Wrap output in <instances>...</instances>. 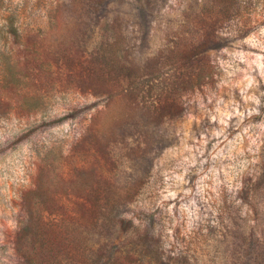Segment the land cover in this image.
<instances>
[{
    "label": "rangeland",
    "instance_id": "rangeland-1",
    "mask_svg": "<svg viewBox=\"0 0 264 264\" xmlns=\"http://www.w3.org/2000/svg\"><path fill=\"white\" fill-rule=\"evenodd\" d=\"M115 215L161 264L264 246V0H0V264H77Z\"/></svg>",
    "mask_w": 264,
    "mask_h": 264
},
{
    "label": "trees",
    "instance_id": "trees-1",
    "mask_svg": "<svg viewBox=\"0 0 264 264\" xmlns=\"http://www.w3.org/2000/svg\"><path fill=\"white\" fill-rule=\"evenodd\" d=\"M12 44L15 46H18V44L15 42H13ZM23 49L24 50L21 51L22 53H24L26 50L25 48ZM11 50L12 49L9 48L8 53H11ZM191 51H190V54L188 51L186 52L187 56L186 55L183 57L179 56L177 59L175 58L174 61L177 62L183 58L189 61L194 59V56H192L193 53H191ZM1 54L5 55L4 50L3 52H1ZM14 68H15V63H13L12 66H9L6 68V72L9 74V77H10V82H8V84H11L12 87H14L18 82V78L16 77L17 72L16 71L14 72ZM198 77H199L198 74H196L194 78H198ZM118 205H119L118 203H109V207H117V210H118ZM83 221H86V220H83ZM105 221H107L109 225L104 223L105 225L103 228L110 229L111 235L115 234L117 231H120L121 233H123V231L126 230V224L128 225L130 224L129 221L128 222L124 221L118 218L116 215L112 218L111 217L107 219L104 218V222ZM93 227H96V225ZM85 231L86 230H84V235L87 236V233ZM116 237H117V234L113 235V238L111 239L109 243V247L108 248L107 246L102 247L99 254H97V252H94V251H92L91 253L90 252L86 253L87 249L85 248V246L82 247L81 243L73 244L72 251L74 252L75 258H77V262H78L77 264H117L118 262L116 261L117 260L116 256L118 254L117 250H122L121 253L124 252L126 256L129 258L131 257V255H129L130 254L129 252L132 251L133 256H134V253L137 255L135 257H136V261L139 262V264H152V263L161 264L162 263L161 260L157 258V256L154 257L153 255V252H155V250L151 249V244L149 242L150 236L148 234H142L140 236H137L135 237L134 240L130 238V241L128 243V245L131 246L130 249H126L124 246H120V244L115 245L114 241ZM24 243L25 241H23L22 244L19 243V246L21 247V245H24ZM254 245H251V247L248 248L247 250L248 253L245 254L244 256L246 257V261L249 262L248 264H264V246L263 245L260 246L259 244L258 246L254 248ZM34 248L35 247L25 245V250L22 255V258L26 264H36L37 256L36 254L33 255L32 253ZM52 251L53 249H51L50 247L48 249H44V252H47L49 254H52ZM93 255H95L96 257H94ZM38 261L41 262L39 258H38Z\"/></svg>",
    "mask_w": 264,
    "mask_h": 264
}]
</instances>
